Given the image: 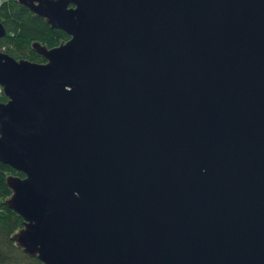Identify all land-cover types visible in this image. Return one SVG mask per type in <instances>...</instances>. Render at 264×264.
I'll return each mask as SVG.
<instances>
[{
    "label": "water",
    "instance_id": "95a60500",
    "mask_svg": "<svg viewBox=\"0 0 264 264\" xmlns=\"http://www.w3.org/2000/svg\"><path fill=\"white\" fill-rule=\"evenodd\" d=\"M70 36L0 48L13 238L44 264H264V0H17ZM0 15V39L6 33Z\"/></svg>",
    "mask_w": 264,
    "mask_h": 264
},
{
    "label": "trees",
    "instance_id": "16d2710c",
    "mask_svg": "<svg viewBox=\"0 0 264 264\" xmlns=\"http://www.w3.org/2000/svg\"><path fill=\"white\" fill-rule=\"evenodd\" d=\"M0 15L7 29L0 39V48L17 58L45 61L46 57L33 46V41L38 40L51 47L70 36L64 29L49 24L45 16L17 0H0ZM6 99L7 94L2 90L0 101ZM9 173L24 175L22 170L0 160V264H44L37 254L26 252L13 238V234L24 224V219L6 202L12 193V187L7 183Z\"/></svg>",
    "mask_w": 264,
    "mask_h": 264
},
{
    "label": "built area",
    "instance_id": "2783aa9c",
    "mask_svg": "<svg viewBox=\"0 0 264 264\" xmlns=\"http://www.w3.org/2000/svg\"><path fill=\"white\" fill-rule=\"evenodd\" d=\"M3 90V87L0 85V92Z\"/></svg>",
    "mask_w": 264,
    "mask_h": 264
}]
</instances>
